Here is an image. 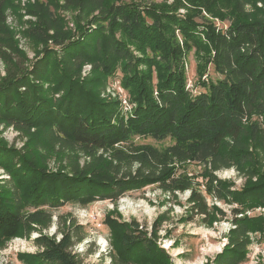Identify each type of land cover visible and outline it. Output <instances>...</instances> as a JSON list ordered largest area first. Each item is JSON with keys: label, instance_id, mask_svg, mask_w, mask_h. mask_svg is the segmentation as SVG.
I'll list each match as a JSON object with an SVG mask.
<instances>
[{"label": "trees", "instance_id": "trees-1", "mask_svg": "<svg viewBox=\"0 0 264 264\" xmlns=\"http://www.w3.org/2000/svg\"><path fill=\"white\" fill-rule=\"evenodd\" d=\"M248 2L235 0L243 17L225 27L213 25L198 11L181 16L123 0L29 3L28 11L36 18L31 34L42 48L30 67L0 83V122L24 131L35 144L79 150L86 161L76 162L67 172L49 173L33 159L0 145V165L9 175L0 182V248L11 238L28 237L32 230L47 227L49 209L66 202H116L129 189L151 180L160 181L161 188L170 192L190 190V213L207 220L210 206L205 195L191 187L186 171L177 168L192 161L215 171L235 163L238 169L247 167L249 178L242 186L232 188L222 179L206 184V194L214 200L238 206L231 208L232 227L211 264L245 263L249 231L264 228L263 215L243 214L246 208L264 206V168L257 166L264 158V10L244 12ZM70 9L78 17H89L75 32L60 15ZM172 25L180 31L183 47L204 51L197 57L200 87L195 91L185 87L182 47L174 27L169 30ZM2 26V32L11 33ZM7 33L0 35V42L17 52ZM119 33L150 48L152 57L145 60L160 70L156 95L137 96L126 115L118 101L101 98L97 86L117 70L129 92L135 90L132 80L138 79V89L145 81V75H139L138 57ZM209 64L215 78L206 75ZM86 65L90 72L83 76ZM134 137L171 144L162 148L136 144ZM105 152L110 154L108 161ZM133 162L134 171L124 172L123 164ZM108 222L115 264H172L155 242V228L147 236L126 222ZM61 234L58 242L47 239L41 253L20 255L22 262L79 264L76 255L67 251L72 236L69 231ZM41 240L36 238L38 243Z\"/></svg>", "mask_w": 264, "mask_h": 264}, {"label": "rangeland", "instance_id": "rangeland-1", "mask_svg": "<svg viewBox=\"0 0 264 264\" xmlns=\"http://www.w3.org/2000/svg\"><path fill=\"white\" fill-rule=\"evenodd\" d=\"M33 1L3 0L0 3V23L11 32H2L4 29L2 26L0 35L7 33L18 48L17 52L7 50L0 42V83L10 75L15 76L30 67L36 53L42 48L41 43L31 34L36 18L29 13L28 6ZM123 1L152 7L155 5L159 12L162 9L181 16L188 12L198 11L199 15L217 27H225L228 23H233L243 17V13L235 7V0ZM256 8L264 10V0H249L243 9L244 12L252 13ZM76 13L77 11L74 9L60 11V15L67 23L66 26L73 32L78 31L89 20V17L86 18L84 15L78 17ZM192 20L201 21V18L192 17ZM173 27L174 25L169 26V30L171 31ZM173 33L182 47L180 64L185 75V87L195 91L196 87H200L196 74L197 57L204 51L197 46L189 49L186 46L183 47V37L180 31L174 27ZM119 36H122L138 57L139 75L141 78L145 75V81L139 84L138 89V79L132 80V84H136V86L135 90H132L133 92H129L122 85V73L117 70L105 79L104 84L98 83L97 86L100 87V97L105 100L118 101L122 113L126 115L135 107L134 98L145 94L156 95L160 70L156 64L145 60L146 57H152L150 48L120 33ZM3 49L9 54L8 56L3 54ZM89 72L90 67L84 66L82 75L86 76ZM208 72L212 78L216 77L211 64L208 66L206 75ZM28 141L24 131H18L12 126L0 122V145L33 159L34 164L42 170L49 173L59 170L67 172L75 166L76 162L82 165L86 161V157L79 150L71 152L61 150L54 144L51 147L44 142L35 144L34 140H31L28 144ZM133 142L136 144L149 143L158 148L171 144L170 140L155 141L149 137H134ZM103 155L108 161L110 154L105 152ZM257 164L258 167L264 168V158L262 157L260 164ZM136 165L135 162L125 163L123 170L124 172H133ZM178 167V172L186 171L191 187L205 195L206 202L210 206L207 220L204 215L190 213V203L188 202L190 190L170 192L161 188L160 181L151 180L138 188L129 189L116 202L109 199H96L85 203L66 202L57 208L49 209L48 211L51 213L49 225L43 229L38 227V229L32 230L28 237H14L8 240L4 247L0 248V264H24L20 255L41 253L45 249L47 239L58 242L62 237L61 233L66 231H69L73 241L72 245L67 247V251L76 255L79 264H115L112 260L114 249L108 222L111 219L117 222H126L133 229L138 227L147 236L151 235L152 229L155 228L156 236H153L155 242L159 248L165 250L172 264H211L227 241L225 236L229 228L232 227L231 208L238 206L233 205V202L214 200L206 194V184L210 180L222 179L227 183H232V188H239L248 181L247 167L238 169L235 163H231L228 167L213 171L206 163L192 161H187L183 166ZM103 170L98 169L101 172ZM8 176L6 170L0 165V182L6 180ZM243 212L246 216H264V206L249 207ZM249 235L248 260L242 264H264V228L263 230L253 229L249 231ZM39 236L42 238L40 243L36 241ZM78 236H82L81 240L77 239Z\"/></svg>", "mask_w": 264, "mask_h": 264}]
</instances>
